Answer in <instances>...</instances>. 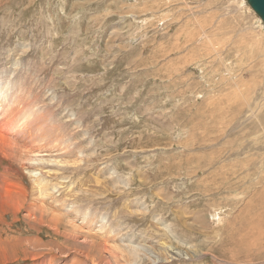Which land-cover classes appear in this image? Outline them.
<instances>
[{"label": "rangeland", "instance_id": "1", "mask_svg": "<svg viewBox=\"0 0 264 264\" xmlns=\"http://www.w3.org/2000/svg\"><path fill=\"white\" fill-rule=\"evenodd\" d=\"M21 148L61 158L68 206L39 208ZM0 264H264L246 0H0Z\"/></svg>", "mask_w": 264, "mask_h": 264}, {"label": "bare ground", "instance_id": "2", "mask_svg": "<svg viewBox=\"0 0 264 264\" xmlns=\"http://www.w3.org/2000/svg\"><path fill=\"white\" fill-rule=\"evenodd\" d=\"M29 127V126H28ZM31 128H32V126H31ZM28 130V129H27ZM29 131V130H28ZM30 132V131H29ZM21 133V132H20ZM31 133H32V131H31ZM24 134H25V132H24ZM22 133H21V137H22ZM26 135V134H25ZM25 135H23V138H25L24 136ZM27 135L29 136V135H32V134H29V133H27ZM17 137H19L20 138V136H17ZM17 137H14L13 136V139L14 140H16L15 138H17ZM57 138V137H56ZM18 139V138H17ZM13 140V141H14ZM22 140V139H21ZM59 141H60V139H58ZM58 140H56V141H58ZM20 141V140H19ZM15 142V141H14ZM14 142H12L13 143V145H15L14 144ZM16 143H17V141H16ZM19 143V142H18ZM22 143V142H21ZM29 143L31 144V142L29 141ZM28 145V144H27ZM27 145H24L23 144V146H25V148H26V146ZM17 146H18V148H20V146L17 144ZM16 146V147H17ZM21 146H22V144H21ZM22 146V147H23ZM12 147H14V146H12ZM16 147H14V148H16ZM17 148V149H18ZM12 149V148H11ZM17 149H15V150H17ZM21 149H24V148H21ZM26 149H29L28 147L26 148ZM26 149H24V151L26 150ZM19 150V149H18ZM17 150V153L20 151H18ZM12 151H14V150H12ZM14 152H16V151H14ZM13 153V152H12ZM16 153V154H17ZM22 153V152H21ZM16 154H14L15 156H17V155H19V153L16 155ZM24 154H26L25 156L28 158H26L27 160H28V163L31 165V168H29V166H28V168L29 169H31V170H36L35 172H36V174H39V173H41L42 172V170H44L45 169V166H49L48 164H53V165H60L61 166V158L58 160V159H50L49 157H44L43 156V154H42V152L41 151H37V152H33V156L34 157H28V151H25L24 152ZM24 154L22 155L21 154V156H24ZM61 154V153H60ZM59 154V155H60ZM46 155H48V153L46 154ZM15 156H13V157H15ZM62 156V155H61ZM17 158H18V156H17ZM16 157H15V159H17ZM25 158V157H24ZM23 158V159H24ZM26 159H24L23 161H25ZM71 159V158H70ZM62 160H63V158H62ZM65 160V159H64ZM66 162V161H65ZM64 162V163H65ZM23 163V162H22ZM25 163V162H24ZM23 163V164H24ZM63 163V164H64ZM70 163V162H69ZM28 164V165H29ZM74 164V163H73ZM43 165H45V166H43ZM65 165V164H64ZM66 165H67V163H66ZM24 166H26V165H24ZM23 166V167H24ZM54 168V167H53ZM58 171V170H57ZM49 172H50V169H48V170H46V172L45 173H43L42 172V178L41 179H39L38 177H37V175L35 174V173H33V172H31L30 171V174H31V176H32V188L33 189H35L36 190V194H37V196H38V200H37V203H38V205L40 206L39 208H41L42 206L43 207H47V204H48V202H49V200L52 198V200L50 201V204L51 205H54V206H56V209H58L60 206H68V203H66L64 200V198L66 197V195H60V194H56V192H55V190H58L61 186L60 185H58V184H61V180L59 181V179H61V178H59V177H56L55 179L53 178L52 179V176L49 174ZM53 174V173H52ZM56 175V174H55ZM56 176H59L58 174L56 175ZM59 178V179H58ZM56 179H58V181L56 182V183H54L53 181H55ZM66 179V178H65ZM71 179V178H70ZM63 180V179H62ZM72 183V182H71ZM71 183H69V184H71ZM67 187H69V185H68V183H67V185H66ZM71 186H72V184H71ZM66 188V187H65ZM63 189H64V186H63ZM73 189V188H72ZM67 190V189H66ZM58 191H60V190H58ZM67 194V193H66ZM53 196H56V198H53ZM34 199H36V198H34ZM33 199V200H34ZM70 206H72L71 204H70ZM42 207V208H43ZM49 208V207H48ZM37 209V208H36ZM39 210V209H38ZM43 212V211H42ZM41 213V212H40ZM34 214V213H33ZM45 214V213H44ZM54 217V216H53ZM52 217V218H53ZM57 217V216H56ZM55 218V217H54ZM83 219V218H82ZM65 220V219H64ZM104 229V228H103ZM107 237V236H106ZM74 242V241H73ZM162 245H163V243H162ZM163 247H167V246H164L163 245ZM170 249V248H169ZM165 250H167L166 248H165ZM167 251H169V250H167ZM170 252V251H169ZM162 260V259H161ZM155 262V261H154Z\"/></svg>", "mask_w": 264, "mask_h": 264}, {"label": "water", "instance_id": "3", "mask_svg": "<svg viewBox=\"0 0 264 264\" xmlns=\"http://www.w3.org/2000/svg\"><path fill=\"white\" fill-rule=\"evenodd\" d=\"M246 2L264 23V0H246Z\"/></svg>", "mask_w": 264, "mask_h": 264}]
</instances>
